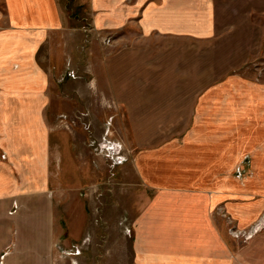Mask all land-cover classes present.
<instances>
[{"label": "rangeland", "instance_id": "rangeland-1", "mask_svg": "<svg viewBox=\"0 0 264 264\" xmlns=\"http://www.w3.org/2000/svg\"><path fill=\"white\" fill-rule=\"evenodd\" d=\"M11 1L16 14L22 11L27 19L25 25L18 16L21 25L17 30L25 29L34 47H20L24 62L0 63V104L43 106L49 147L42 181L52 196L56 222L52 264H138L140 220L149 214L146 211L153 201H161L164 210L174 212L175 217V211L180 215L190 211L181 207L189 205L186 201L200 204L201 195H213L222 181L231 188L250 183L260 189L255 196L264 194V143H248L249 128L194 129L183 123L134 127L107 74L108 64L117 65L112 58L126 59L127 52L134 50L142 52L134 57L139 76L148 74L156 80L159 75V86L169 88L175 60L179 64L185 57L206 56L211 69L213 41L224 33L206 39L192 37V41L165 35L144 39L134 28H106L105 0ZM214 2H232L228 15L231 9L242 8L241 0ZM243 2L247 6L241 12L247 14L249 8V19L261 43L258 53L219 78L218 85L210 80L205 87L229 88L232 77H238L245 87L249 83L264 87V0ZM219 9L220 24H224L226 11L221 5ZM0 13L3 36L11 29L8 0H0ZM249 35L241 34V41L252 42ZM260 132L264 136L263 129ZM191 135L197 140H190ZM170 140L173 142L168 143ZM255 149L263 157L257 154L255 158ZM162 189L170 190L171 195H163ZM221 213V208L214 211V215L229 216ZM225 221L226 235L241 245L248 244L243 237L235 238L236 225ZM141 247L152 255V240Z\"/></svg>", "mask_w": 264, "mask_h": 264}, {"label": "crops", "instance_id": "crops-1", "mask_svg": "<svg viewBox=\"0 0 264 264\" xmlns=\"http://www.w3.org/2000/svg\"><path fill=\"white\" fill-rule=\"evenodd\" d=\"M105 1V27L112 31L134 28L144 39L165 35L191 41L192 37L206 39L224 33L213 41L211 69L206 56L185 57L179 64L175 60L169 88L159 86V75L156 80L148 74L139 76L134 57L138 58L142 52L130 50L126 59L122 55L112 58L117 65L108 64L107 74L114 95L129 112L132 126L177 127L183 123L194 129L247 127L248 143H264L260 134L262 129L264 132V87L250 83L242 86L244 83L238 77L227 82L231 84L229 88L205 87L210 80H216L212 84L218 85L219 78L258 53L261 43L249 19L250 10L247 14L241 12L247 6L244 0L242 8L231 9L229 15L227 8L232 2L218 5L214 0ZM220 5L226 11L224 24H220ZM8 9L11 29L0 36V63H13L17 59L24 62L20 47L33 48L34 42L25 29L17 30L19 23L26 25L23 12L16 14L11 0ZM245 32L251 33L252 42L241 41ZM242 44L246 45L244 51ZM6 53H10L8 57ZM134 81L139 89H134ZM134 95L141 97L135 99ZM183 95L185 99L181 98ZM42 110L41 103L0 104V262L3 260L0 264H52L56 222L52 196L42 181L49 147ZM193 137L190 140L196 139ZM256 149L253 156L263 157ZM241 155L239 152L235 157L239 159ZM216 185V193L201 195L204 200L200 204L186 201L189 205L181 207L190 208L187 214L175 211L174 217V212L164 210L166 206L161 201H153L146 211L150 215L140 220L138 264H264V235L259 233L248 244L241 245L226 235L225 221L234 223L239 230L250 229L264 216V194L255 196L260 189L252 188L250 183L243 186L238 183L232 188L225 181ZM162 190L163 195H171L170 190ZM219 208L222 215L227 212L229 216L214 215ZM148 240H152L151 256L141 250V244L146 245Z\"/></svg>", "mask_w": 264, "mask_h": 264}, {"label": "built area", "instance_id": "built-area-1", "mask_svg": "<svg viewBox=\"0 0 264 264\" xmlns=\"http://www.w3.org/2000/svg\"><path fill=\"white\" fill-rule=\"evenodd\" d=\"M264 221V216L256 223L254 224L248 231H243V230H235L236 228L233 229L232 235L235 238H245L246 241H249L251 238V235L253 234V231H255L254 235H257L259 233L264 232V225L262 222ZM261 222V229L255 230V226ZM264 223V222H263Z\"/></svg>", "mask_w": 264, "mask_h": 264}, {"label": "bare ground", "instance_id": "bare-ground-1", "mask_svg": "<svg viewBox=\"0 0 264 264\" xmlns=\"http://www.w3.org/2000/svg\"><path fill=\"white\" fill-rule=\"evenodd\" d=\"M263 222H264V221H263ZM263 222H262V224L264 225ZM258 229H259V230L261 229V222L255 226V230H258ZM254 233H255V231H253V234L251 235V238H250V239H252V238L255 236Z\"/></svg>", "mask_w": 264, "mask_h": 264}]
</instances>
